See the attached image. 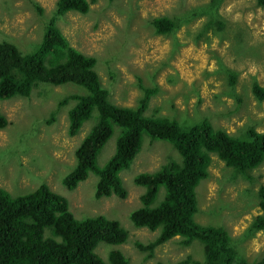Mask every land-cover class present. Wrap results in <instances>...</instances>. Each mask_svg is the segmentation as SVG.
<instances>
[{"label":"rangeland","instance_id":"obj_1","mask_svg":"<svg viewBox=\"0 0 264 264\" xmlns=\"http://www.w3.org/2000/svg\"><path fill=\"white\" fill-rule=\"evenodd\" d=\"M55 1L0 0V39L28 50L39 38ZM208 1L95 0L86 14L68 11L56 24L71 46L95 56L94 68L113 102L135 105L142 93L140 78L143 85L156 83L160 87L145 113L158 107V112L175 115L182 123L207 118L214 128L230 134L247 126L264 131V100L257 101L250 91L254 79L264 85V7L255 0H221L216 17L223 21L222 29L214 23L204 28L209 16L194 15L190 9ZM33 2L42 8V14ZM159 15L176 17L179 26L167 35L155 33L150 20ZM228 70L237 74L234 87L229 86ZM79 89L83 88L71 82L42 83L29 96L0 100V112L7 118L0 128V186L17 192L45 182L68 199L75 218L101 213L118 219L128 231L118 247L130 264H175L186 256L201 260L203 246L197 239L184 246L175 236L155 247L150 258H144L146 251L134 244L135 240L147 242L156 232L134 226L129 219L130 211L140 205L143 191L133 177L154 170L168 157L179 158L170 143L144 141L130 169L122 172L124 198L95 197L92 174L71 190L61 183L60 176L73 164V150L90 123L84 122L77 134L68 136L66 111L72 102L59 108L57 103L61 96ZM51 112L55 120L47 123ZM114 136L98 154L99 163L113 148ZM211 155L209 176L196 192L194 219L202 225L225 227L245 259H261L264 229L253 233L247 227L255 215H264L257 204V189L264 184V160L248 170L251 179L247 180L239 175L233 178L232 168ZM109 247L102 242L97 250L105 252Z\"/></svg>","mask_w":264,"mask_h":264},{"label":"trees","instance_id":"obj_2","mask_svg":"<svg viewBox=\"0 0 264 264\" xmlns=\"http://www.w3.org/2000/svg\"><path fill=\"white\" fill-rule=\"evenodd\" d=\"M93 1L56 0L39 38L28 50H20L11 40L0 39V100L29 96L42 83L71 82L83 88L61 96L57 103L59 108L72 102L66 111L68 136L90 123L73 150V164L59 179L68 190L92 174L95 197L124 198L122 172L130 169L145 140H163L175 148L179 158L168 157L154 170L133 177L144 189L139 195L140 205L130 211L129 219L134 226L156 232L147 242L134 241L139 250L146 251L144 258L153 257L155 247L179 236V243L184 246L199 240L203 257L197 260L186 256L175 264H264V256L252 261L245 259L225 227L202 225L194 219L196 192L201 181L209 176L211 154L232 168L233 178L239 175L249 180L248 170L264 160V131L247 126L238 134H230L223 128H214L207 118L182 123L175 115L158 112V107L145 113L160 87L156 83L143 85L140 78L138 86L142 93L135 105L113 102L94 68L95 56L71 46L56 24V19L68 11L86 14ZM220 1L209 0L190 11L209 16L204 28L214 23L222 29L223 21L216 17ZM255 2L264 7V0ZM33 6L42 14L38 4L33 2ZM150 21L154 32L162 35L179 26L173 16L159 15ZM227 72L229 86L234 87L237 74ZM250 91L257 101L264 100V85L255 79ZM54 120L55 113L51 112L46 122ZM6 123L7 118L0 112V128ZM113 135V148L99 163L98 154ZM257 197V204L264 211V184L259 185ZM69 207L68 199L45 182L17 192L0 186V264H130V258L118 247H109L105 259L97 250L102 242L116 246L126 240L128 231L118 220L101 213L75 218ZM260 229H264L263 214L255 215L247 227L253 233Z\"/></svg>","mask_w":264,"mask_h":264},{"label":"clouds","instance_id":"obj_3","mask_svg":"<svg viewBox=\"0 0 264 264\" xmlns=\"http://www.w3.org/2000/svg\"><path fill=\"white\" fill-rule=\"evenodd\" d=\"M160 90V89H159ZM163 141V140H162ZM166 142V141H165ZM173 147V146H172ZM174 148V147H173ZM175 149V148H174ZM211 157H212V155H211ZM122 180H123V178H122ZM123 185H124V183H123ZM125 187V186H124ZM144 189V188H143ZM108 219H116V218H112V217H107ZM116 220H118V219H116ZM118 222H119V220H118ZM120 223V222H119ZM146 228V227H145ZM148 229V228H147ZM149 230V229H148ZM149 231H151V230H149ZM153 232V231H152ZM123 243V242H122ZM120 245V244H119ZM119 245H110V247H118ZM119 248V247H118ZM120 249V248H119ZM121 250V249H120ZM122 251V250H121ZM101 252V251H100ZM106 252H107V250L105 251V252H101V254H103L102 256H103V258H104V256L106 257ZM123 252V251H122ZM124 253V252H123ZM124 254H126V253H124ZM105 259V258H104Z\"/></svg>","mask_w":264,"mask_h":264}]
</instances>
